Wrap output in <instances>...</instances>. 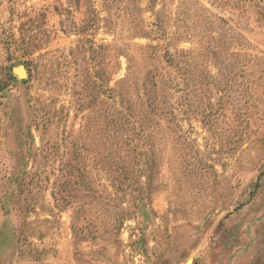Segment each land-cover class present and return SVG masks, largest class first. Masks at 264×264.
<instances>
[{
    "label": "rangeland",
    "instance_id": "374dc122",
    "mask_svg": "<svg viewBox=\"0 0 264 264\" xmlns=\"http://www.w3.org/2000/svg\"><path fill=\"white\" fill-rule=\"evenodd\" d=\"M0 264H264V0H0Z\"/></svg>",
    "mask_w": 264,
    "mask_h": 264
},
{
    "label": "trees",
    "instance_id": "16d2710c",
    "mask_svg": "<svg viewBox=\"0 0 264 264\" xmlns=\"http://www.w3.org/2000/svg\"><path fill=\"white\" fill-rule=\"evenodd\" d=\"M124 110H125V111H123V112L121 111L120 114H121V115H124V117L129 116V113H127V109H124ZM117 111H119V109H118ZM109 117H112V113H111V115H110ZM114 117H115V118H114L115 120L112 119L111 122H112V121H113V122H114V121H117V117H116V116H114Z\"/></svg>",
    "mask_w": 264,
    "mask_h": 264
},
{
    "label": "water",
    "instance_id": "95a60500",
    "mask_svg": "<svg viewBox=\"0 0 264 264\" xmlns=\"http://www.w3.org/2000/svg\"><path fill=\"white\" fill-rule=\"evenodd\" d=\"M20 68H21V71L20 72H18L17 70H16V73H17V75L19 76V77H22L23 75H24V69H23V67L22 66H20Z\"/></svg>",
    "mask_w": 264,
    "mask_h": 264
},
{
    "label": "bare ground",
    "instance_id": "6f19581e",
    "mask_svg": "<svg viewBox=\"0 0 264 264\" xmlns=\"http://www.w3.org/2000/svg\"><path fill=\"white\" fill-rule=\"evenodd\" d=\"M21 71V69H19V72Z\"/></svg>",
    "mask_w": 264,
    "mask_h": 264
}]
</instances>
